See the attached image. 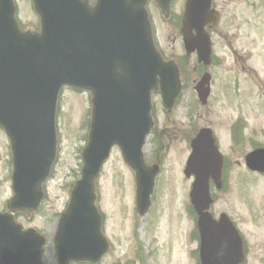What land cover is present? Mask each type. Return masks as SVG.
Listing matches in <instances>:
<instances>
[{
    "label": "water",
    "instance_id": "obj_1",
    "mask_svg": "<svg viewBox=\"0 0 264 264\" xmlns=\"http://www.w3.org/2000/svg\"><path fill=\"white\" fill-rule=\"evenodd\" d=\"M147 0H32L40 33H21L13 0H0V127L10 142L12 213L30 216L43 199L42 184L56 156L55 111L62 86L92 93L88 144L81 153V177L70 193L54 238L57 264H98L108 245L95 206L94 181L113 146L135 172L136 207L150 205L155 169L144 167L141 149L151 128V92L160 88L170 110L180 92L175 68L154 49L144 9ZM171 0H155L164 16ZM211 0H187L185 49L206 60L203 29ZM196 36H191V31ZM185 174L195 175L191 201L199 217L201 264H242L241 240L224 218L216 224L208 208L207 179L217 183L220 162L209 139L200 134L192 144ZM264 160V152L258 158ZM254 159L249 163L253 164ZM257 161V160H256ZM264 171V165L253 164ZM257 166V167H256ZM44 240L33 229L22 231L12 216L0 214V264H43Z\"/></svg>",
    "mask_w": 264,
    "mask_h": 264
},
{
    "label": "rangeland",
    "instance_id": "obj_2",
    "mask_svg": "<svg viewBox=\"0 0 264 264\" xmlns=\"http://www.w3.org/2000/svg\"><path fill=\"white\" fill-rule=\"evenodd\" d=\"M185 1L173 0L167 18L162 17L154 0L147 1L146 9L156 44L167 60L175 64L177 62L181 79L188 86L170 115L162 111L157 96L152 99L155 118L158 120L156 123L155 119V130L157 132L158 127L167 128L168 132L166 137L162 134L161 140L156 139V144L148 143L146 148V157L151 153L158 154L161 161V172L156 179L154 199L148 215L140 217L134 210L133 174L124 165L118 149H112L95 183L96 205L105 218L107 241L112 244L111 251L100 264H124L126 260H138L137 251L141 254V264H197L190 255V251L198 244L191 240L195 227L188 200L191 180H186L182 172L185 156L189 152L188 139L194 131L206 126L208 120L205 107L189 98V86L197 76L194 73V57H186L181 45L179 21ZM14 2L16 19L21 29L37 32L39 19L31 0ZM245 3H249V0H215L214 9L221 15L216 32L235 36L238 29L241 33L254 30L259 39L264 40V4L255 16L247 17L249 11L243 8L242 14L239 9ZM90 99V95L84 92L71 89L62 91L57 105V159L44 185L45 199L39 211L30 218L15 216L23 229L33 228L45 239L44 264H56L54 234L59 216L68 204L70 190L80 176V153L87 142ZM213 109L215 105L211 111ZM11 172L9 143L0 129V210L4 212V203L12 196ZM233 180L234 190L231 189L228 196L221 198L218 210L228 211L236 221L239 219L235 215L239 216L242 212L237 227L246 245L245 264H264V183L259 182L260 185L256 186L250 180L247 187L243 188L236 176ZM241 188L249 194L242 195ZM247 196L250 198L244 200Z\"/></svg>",
    "mask_w": 264,
    "mask_h": 264
},
{
    "label": "flooded vegetation",
    "instance_id": "obj_3",
    "mask_svg": "<svg viewBox=\"0 0 264 264\" xmlns=\"http://www.w3.org/2000/svg\"><path fill=\"white\" fill-rule=\"evenodd\" d=\"M263 4L264 0H249V3H245V6L239 9L242 14L244 9L249 11L247 17H251L257 14ZM217 12L219 21L207 30L210 54L206 62L199 61L194 52L191 55L195 59L194 73L197 77L189 86V98H193L195 103L205 107L208 121L204 129L210 131L215 148L222 157L221 183L217 186L213 180H209L211 204L208 212L213 220H218L220 215H226L240 233L237 223L243 216L242 212L239 216L235 215L239 219L236 221L228 211H219L218 206L221 198L228 196L231 189L234 190L232 188L234 176L240 184L242 183L243 188L247 187L250 180L256 186L260 185L259 182L264 183L263 173L251 171L245 165L249 154L264 150V40L259 39V35L255 34L254 30L241 33L238 29V34L235 36L228 33L218 34L216 30L221 15L219 11ZM182 83L184 84L183 80ZM214 105L215 109L211 111ZM158 131L156 132L154 128L149 139L155 137L161 140L168 132L166 128ZM198 131H194L189 137L188 148L191 140L196 138ZM189 154L190 148L185 156L186 160ZM147 164L158 166L161 172V161L158 154L151 155ZM187 180H191L190 192L193 178ZM243 188H241L242 195H247L248 191ZM235 194L237 195V192ZM247 198L250 197L247 196L244 200ZM235 207L234 209H237ZM194 219L196 223L195 216ZM192 232L194 235L191 240L198 243L196 224ZM110 246L112 249V244ZM136 254L138 260H134L135 258L126 260L124 264H141V254L139 251ZM190 255L197 263L198 244L190 251Z\"/></svg>",
    "mask_w": 264,
    "mask_h": 264
}]
</instances>
